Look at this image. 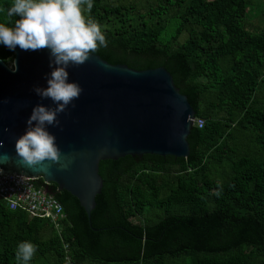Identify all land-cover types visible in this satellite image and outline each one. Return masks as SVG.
<instances>
[{
  "label": "trees",
  "instance_id": "16d2710c",
  "mask_svg": "<svg viewBox=\"0 0 264 264\" xmlns=\"http://www.w3.org/2000/svg\"><path fill=\"white\" fill-rule=\"evenodd\" d=\"M252 8L264 13L256 0H93L85 16L107 40L95 54L164 67L204 124L187 157L101 160L90 219L37 178L63 207L60 231L0 202V264H21L24 241L37 246L29 264H264V30L248 29ZM20 18L0 11L6 26ZM0 58L13 51L0 44Z\"/></svg>",
  "mask_w": 264,
  "mask_h": 264
},
{
  "label": "water",
  "instance_id": "95a60500",
  "mask_svg": "<svg viewBox=\"0 0 264 264\" xmlns=\"http://www.w3.org/2000/svg\"><path fill=\"white\" fill-rule=\"evenodd\" d=\"M12 61L17 64L15 72L0 58V169L55 184L78 200L88 219L103 185L101 160L189 155L187 136L195 110L171 73L162 66L138 70L112 64L93 53L84 65L67 69L69 82L79 83L83 93L73 101L75 107L69 105L58 114L59 127L46 128L56 137L60 162L45 161L35 170L20 165L15 142L25 134L33 108L56 105L34 91L48 87L53 70L49 50L24 51L17 46ZM4 153L10 161H3Z\"/></svg>",
  "mask_w": 264,
  "mask_h": 264
},
{
  "label": "clouds",
  "instance_id": "9594fccd",
  "mask_svg": "<svg viewBox=\"0 0 264 264\" xmlns=\"http://www.w3.org/2000/svg\"><path fill=\"white\" fill-rule=\"evenodd\" d=\"M92 8L93 0H12L10 8L0 9L6 11L8 18L21 17L15 20L14 27L0 23V44L13 51L17 46L24 51L48 49L49 67L53 68L47 77L48 87H35L34 91L42 99H51L56 106L38 104L33 108L25 134L15 142L20 165L35 170L45 161L60 162L61 151L56 137L46 128L59 127L58 114L64 113L69 105L75 107L73 101L83 93L79 83L69 82L67 69L84 65L90 54L107 47L101 25L90 15L85 16ZM10 70H18L15 61ZM0 148H3V141H0ZM2 157L4 162L11 159L7 153ZM36 251L33 243L21 242L15 252L16 260L29 264Z\"/></svg>",
  "mask_w": 264,
  "mask_h": 264
},
{
  "label": "built area",
  "instance_id": "2783aa9c",
  "mask_svg": "<svg viewBox=\"0 0 264 264\" xmlns=\"http://www.w3.org/2000/svg\"><path fill=\"white\" fill-rule=\"evenodd\" d=\"M203 124L202 118H194L193 125L200 128ZM36 179L0 171V202L12 210L26 212L29 217L48 219L60 231L61 222L65 217L63 207L58 199L47 191V186L35 183Z\"/></svg>",
  "mask_w": 264,
  "mask_h": 264
},
{
  "label": "rangeland",
  "instance_id": "374dc122",
  "mask_svg": "<svg viewBox=\"0 0 264 264\" xmlns=\"http://www.w3.org/2000/svg\"><path fill=\"white\" fill-rule=\"evenodd\" d=\"M258 6L264 9V0H256ZM247 27L252 31L264 30V13L254 12V9H250L247 17ZM12 61L9 63L11 64Z\"/></svg>",
  "mask_w": 264,
  "mask_h": 264
}]
</instances>
